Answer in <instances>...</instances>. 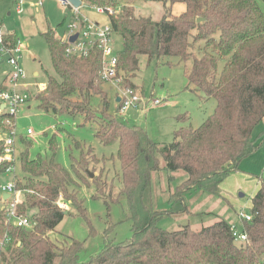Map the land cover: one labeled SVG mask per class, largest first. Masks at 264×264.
I'll return each mask as SVG.
<instances>
[{
	"label": "trees",
	"instance_id": "1",
	"mask_svg": "<svg viewBox=\"0 0 264 264\" xmlns=\"http://www.w3.org/2000/svg\"><path fill=\"white\" fill-rule=\"evenodd\" d=\"M82 1L101 7L112 33L121 36L117 72L124 86L136 88L131 77L138 70L141 55L149 60L166 58L169 65L172 62L168 59L175 58L176 64L184 66L188 85L205 98L215 99L216 105L199 126H181L173 132L171 142H154L142 127L127 125L108 113L109 101L100 79L101 53L93 49L85 56L66 54L65 43L48 26L41 35L56 76L47 74L45 87L33 97L37 107L46 112L79 111L85 113V120L100 119L96 120L95 136L104 145L117 142L116 158L121 166L118 195L126 199L132 236L124 243L105 240L101 250L84 263L79 260L82 241L64 239L58 243L48 237L47 232L58 225L67 211L58 201L84 214L85 209L72 187L79 185L74 175L83 181L79 170L85 168L86 155H93L91 150L81 151L70 172L54 159L53 134L48 140L49 158L40 154L30 158L28 146L19 154L24 181L16 177V185L25 190L21 208L33 211L32 225L20 227L0 221V238L5 233L8 236L0 250V261L4 264H263L264 181L251 196V219L240 220L239 228L247 236L244 242L234 240L232 222L222 218L200 229L185 224L167 230L158 223L164 217L189 212L188 196L196 190L218 195L220 183L258 148L253 132L264 118V12L258 1L162 0L164 13L159 20L136 16L132 6L135 0ZM174 3L184 4L178 14L171 11ZM198 18L202 20L197 21ZM16 43L17 38L12 34L3 35L2 45L7 49H13ZM75 95L81 100L71 101ZM95 96L101 100L99 111L91 108ZM185 116L181 114L178 118ZM13 117L1 111L0 130L8 131L5 120ZM76 145L80 146L78 142ZM263 145L264 137L259 146ZM2 150L0 144V155ZM160 159L169 172L183 171L187 178L170 192L166 208L156 209L151 203L150 179L151 173L160 168ZM6 167L7 163L0 162V174Z\"/></svg>",
	"mask_w": 264,
	"mask_h": 264
},
{
	"label": "rangeland",
	"instance_id": "2",
	"mask_svg": "<svg viewBox=\"0 0 264 264\" xmlns=\"http://www.w3.org/2000/svg\"><path fill=\"white\" fill-rule=\"evenodd\" d=\"M18 1L0 0V32L3 35L12 34L24 45L21 52L12 54L20 55L18 65L25 73V77L17 80L15 84L9 81L8 76L14 68L8 62L10 54L2 49L0 42V85L14 89L20 95L30 94L32 97L19 104L13 117V126L8 125L7 130L11 131L12 126L18 161L19 154L26 146L30 158L37 154L49 158L51 151L48 148V140L53 134L56 139L54 159L70 172H73L72 164L77 163L81 151L86 153L91 150L93 155H86L85 168L79 170L83 181L74 175L79 185L72 187L82 208L85 209L84 214L78 213L74 206L65 204L67 208L65 210L69 214H64L58 225L47 232L48 237L54 242L60 243L64 239L82 241L83 249L79 260L84 263L101 250L105 240L124 243L132 236L130 221L126 216V199L124 195H118L121 166L116 158L117 142L104 145L95 136L98 127L96 120L101 121L100 119L85 120V113L79 111L54 114L37 107V100L33 96L45 87L47 74L56 76L46 41L41 34L50 26L55 29L58 37H65L66 24L74 20L75 14L59 0H23V11L18 13L16 11ZM38 1H41V6L37 5ZM257 1L264 12V2ZM132 6L136 16L159 20L164 13L165 2L135 0ZM78 9V15L81 17L86 16L102 23L108 21L106 14L98 12L95 7L85 2ZM183 9L182 3H174L171 6L174 14L180 13ZM111 40L113 52L117 54L122 46L121 36L113 32ZM168 61L172 63L167 64L166 58L149 60L145 55L139 57L138 70L131 77V82L146 101L145 106H130L125 110H118L117 89L106 82L102 84L109 101L108 113L127 125L142 127L152 141L160 144L171 142L173 132L181 126H199L213 112L216 105L215 99L205 98L200 91H194L192 86L188 85L182 64H176L175 58H169ZM153 99H159L162 103L154 105ZM80 100L76 95L71 97V101ZM91 101V108L99 111L100 97L95 96ZM181 114L186 116L179 119L178 116ZM28 129L31 133H27ZM253 136L260 153L264 147L259 146L264 137V125H257ZM77 142L80 146L76 145ZM259 171L261 172V170L255 172ZM89 173H93V176L91 177ZM23 176L20 163L16 162L14 172L4 171L0 174V185L13 181L15 177L23 182ZM171 176L173 177L170 178ZM95 178L97 181H93ZM186 178L187 174L183 171L169 172L165 168V162L160 159V168L151 173L152 207L166 208L170 192ZM22 190L24 203L25 190ZM218 191V195L203 190L192 192L188 196L189 212L162 218L158 222L160 227L175 230L189 224L192 229H200L222 218L228 222L233 221L239 228L242 222L232 213L234 211L250 213L251 196L241 190L227 191L223 185L219 186ZM241 194L243 196H240ZM5 208L6 204L0 191V211ZM30 211L32 210L27 213L30 214ZM0 221L4 225L9 224L5 221L4 212L0 213ZM0 264L4 263L0 261Z\"/></svg>",
	"mask_w": 264,
	"mask_h": 264
},
{
	"label": "built area",
	"instance_id": "3",
	"mask_svg": "<svg viewBox=\"0 0 264 264\" xmlns=\"http://www.w3.org/2000/svg\"><path fill=\"white\" fill-rule=\"evenodd\" d=\"M59 2L75 14L74 20L66 24L67 32L65 37H59L62 43H65V52L68 55L85 56L93 49H97L101 53V72L100 79L103 82L115 86L118 91L117 97H119L118 110H125L130 106H145L146 101L139 93L137 88L130 86H124L122 83L121 75L117 72V54L113 52V42L111 40L112 29L110 24L94 21L86 16H79V7H74L69 0H59ZM23 0H19L16 3V11L18 13L23 11ZM83 1H81V4ZM38 6H41V1H38ZM96 10L100 13H104L101 7H96ZM111 11L110 9H108ZM77 34L74 40H70L71 36ZM3 34L0 32V42L2 44ZM23 46L19 39L13 49H7L2 45V49L10 54L8 62L12 65L14 70L9 74V81L13 84L19 79L25 77V73L19 67L20 55L13 56L12 53L21 52ZM44 88V87H43ZM42 89V88H41ZM31 95H20L14 89H8L6 86L0 89V112L5 110L9 114L13 115L17 111L20 103L27 100ZM161 100L153 99V104H161ZM6 125L13 126V120L8 118L5 120ZM11 131L0 130V144L2 145V153L0 155V162L7 163L6 171H13L16 162L18 161V154L15 149L14 136ZM27 133H31L28 129ZM0 191L3 194H8L3 201L6 204L4 209L5 221L15 226L30 227L32 225L31 213H27L29 210L21 208L23 203V190L19 189L16 185V177L13 181H9L6 184L0 185ZM58 204L65 209V203L58 201ZM235 216L239 220L249 221L251 219L250 213L236 212ZM230 230L232 236L236 242H244L247 240L246 233L243 229L238 228L234 222L231 223ZM8 240V236L5 233L0 238V250H2Z\"/></svg>",
	"mask_w": 264,
	"mask_h": 264
},
{
	"label": "crops",
	"instance_id": "4",
	"mask_svg": "<svg viewBox=\"0 0 264 264\" xmlns=\"http://www.w3.org/2000/svg\"><path fill=\"white\" fill-rule=\"evenodd\" d=\"M22 46L24 48L23 44ZM36 75L37 73L34 74V76ZM259 124L264 125V118ZM238 166L240 168L238 167V170L231 172L220 185H223L227 191L239 192L241 190L252 196L259 188L261 181H264V147L260 153L257 148L253 153L243 158ZM257 170H261V172H255ZM240 196H243V194ZM235 213L236 211L232 214L235 215Z\"/></svg>",
	"mask_w": 264,
	"mask_h": 264
},
{
	"label": "water",
	"instance_id": "5",
	"mask_svg": "<svg viewBox=\"0 0 264 264\" xmlns=\"http://www.w3.org/2000/svg\"><path fill=\"white\" fill-rule=\"evenodd\" d=\"M71 3H72V5L74 6V7H79L80 5H81V1L82 0H69ZM200 20H202V18H198L197 19V21H200ZM77 37V34H74V35H72L71 36V38H70V40L72 41V40H74L75 38ZM117 101H119V97H116V102ZM89 175L92 177L93 176V173H89ZM2 197L4 198V199H6L7 197H8V194H3L2 195ZM67 212L66 211H64V214H66Z\"/></svg>",
	"mask_w": 264,
	"mask_h": 264
}]
</instances>
